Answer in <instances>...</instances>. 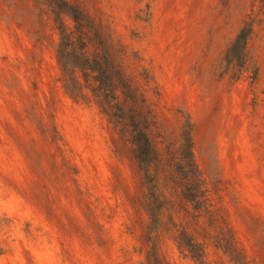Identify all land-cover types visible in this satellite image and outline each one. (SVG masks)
<instances>
[{
    "label": "rangeland",
    "instance_id": "obj_1",
    "mask_svg": "<svg viewBox=\"0 0 264 264\" xmlns=\"http://www.w3.org/2000/svg\"><path fill=\"white\" fill-rule=\"evenodd\" d=\"M67 1L127 74L146 76L163 152L191 124L209 213L200 226L174 218L203 256L185 252L166 214L150 239L131 146L87 90L64 88L47 3L0 0V264H147L151 246L163 264H239L237 249L264 264V0ZM244 24V56H227ZM229 235L236 251L226 252Z\"/></svg>",
    "mask_w": 264,
    "mask_h": 264
},
{
    "label": "trees",
    "instance_id": "obj_2",
    "mask_svg": "<svg viewBox=\"0 0 264 264\" xmlns=\"http://www.w3.org/2000/svg\"><path fill=\"white\" fill-rule=\"evenodd\" d=\"M44 1L57 23L56 56L64 88L72 97L87 90L131 146L146 190L143 208L148 216L150 239L160 230L166 214L174 227L172 231L182 238L185 252L191 257L202 258L203 251L190 238L187 224L178 226L174 218H179L174 214L181 211L184 217L191 218L193 225L200 226L202 214L209 213L193 158L191 124L186 121L182 125L176 150L163 152L151 136L153 114L143 88L148 85L146 76L140 84L135 76L125 72L118 51L78 5L67 0ZM64 17L71 20V27L65 24ZM250 33L251 24H244L228 48L227 56L242 59ZM77 73H81L82 82ZM173 193L177 202L172 198ZM225 241L226 252L236 251L230 235ZM236 254L240 257L238 263L246 264L238 249ZM147 264H163L154 246L147 255Z\"/></svg>",
    "mask_w": 264,
    "mask_h": 264
}]
</instances>
